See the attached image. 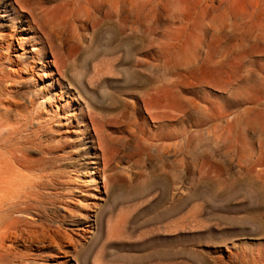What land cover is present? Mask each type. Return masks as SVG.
Masks as SVG:
<instances>
[{
	"label": "rangeland",
	"instance_id": "1",
	"mask_svg": "<svg viewBox=\"0 0 264 264\" xmlns=\"http://www.w3.org/2000/svg\"><path fill=\"white\" fill-rule=\"evenodd\" d=\"M0 215V264H264V0H0Z\"/></svg>",
	"mask_w": 264,
	"mask_h": 264
},
{
	"label": "bare ground",
	"instance_id": "2",
	"mask_svg": "<svg viewBox=\"0 0 264 264\" xmlns=\"http://www.w3.org/2000/svg\"><path fill=\"white\" fill-rule=\"evenodd\" d=\"M29 206H33V207L29 208ZM29 209H34L35 211H34L33 214L40 219L41 215H42V209H44V208L37 202L35 204L24 205L23 207L16 208L15 210H16V214L18 213L19 215H24V214H28L29 215V213H30ZM81 220H84L86 223H89V217L86 216V215H84V217H81ZM20 221L25 222L27 225H30L33 228H38L40 226V225H37L35 222H29V221H26L24 219L11 220V224H15L16 225ZM39 228L42 229L41 232H40L41 234L38 233V231H36L34 229L29 231L30 236L32 237V238H29V239H31L30 241L31 242H44L46 240L47 242L49 241L50 243L54 244L55 238H56L54 232L51 235H49L48 231L45 230L43 227H39ZM18 237H22V233H19L17 235L15 234L13 236H9V237L6 238V240H10L11 242H15ZM3 241H4V239L1 238L0 239V252L1 251H5V254H7V253H9V250H4L3 243H2ZM9 254H11V253H9ZM2 257L5 258V256L0 253V260L2 259Z\"/></svg>",
	"mask_w": 264,
	"mask_h": 264
}]
</instances>
